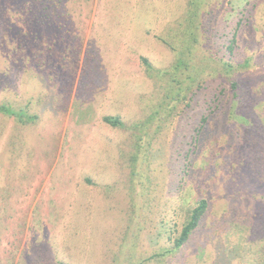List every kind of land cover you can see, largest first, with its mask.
<instances>
[{"label":"rangeland","instance_id":"rangeland-1","mask_svg":"<svg viewBox=\"0 0 264 264\" xmlns=\"http://www.w3.org/2000/svg\"><path fill=\"white\" fill-rule=\"evenodd\" d=\"M57 1L0 0V264H227L264 194V0Z\"/></svg>","mask_w":264,"mask_h":264},{"label":"trees","instance_id":"trees-1","mask_svg":"<svg viewBox=\"0 0 264 264\" xmlns=\"http://www.w3.org/2000/svg\"><path fill=\"white\" fill-rule=\"evenodd\" d=\"M63 1L64 0L62 1L58 0L55 3L52 2L50 8L56 11L54 6H60L59 4L63 3ZM43 11H45L43 17L45 16V20H48L47 12H50V10H48V8L44 6ZM32 13H33V8L31 9L30 15L27 16V18L29 19V17H31V20L34 21V17L32 16ZM232 49H233L232 46H230L231 51ZM142 60L147 68V71L151 72L153 70V66L148 61V59L142 58ZM227 67H228V71L232 72L233 66L228 65ZM228 80L231 82V85L234 88V90H236L238 87L237 82L233 80V77H231ZM234 100L238 101L237 97ZM0 113L16 116L13 109L4 104H0ZM104 121L115 128L123 129L126 127L124 122L119 117L107 116L104 118ZM255 151H256V147L253 150L254 154ZM247 180L248 178L242 179L244 185L247 186L248 191H252V189H256V188L260 189V185H261L260 181H257L255 179H252L251 181H247ZM257 192L258 195L251 198L254 203V206L252 205L251 208L252 212L247 210L246 206L249 207L248 203L240 202V203H234L230 207V210H227L225 213V217L223 218V221L226 222L227 229L225 236L224 235L223 236L226 237V239H229V234L231 232L232 227L236 230L239 228V230L241 229L243 231H248V234H244L242 231L241 235L239 236V242L236 244V246L232 247L227 253H225V250H221L222 253H220L219 249L215 248V251L219 255L220 260L222 259L225 260V263L227 264L228 263L235 264L234 263L235 261H238L239 264H264V234L261 232V229L264 227V203L262 201L264 200V194H262L260 190ZM246 198L248 197H245L244 199ZM207 208H208V203L205 199L197 202V206L190 210L189 216L185 224L183 225V228L179 236L175 238L173 247L169 250L168 249L165 250L164 255L172 254L174 252L181 250V248L190 240L195 230H197V228L199 227L201 220L207 211ZM247 244L250 245L252 244L258 248V250L254 252V254H252L253 260H250V258H248L246 255L243 254L239 255V253H241L242 251L244 252L243 247ZM222 254L224 256H221ZM59 264H66V263L60 262Z\"/></svg>","mask_w":264,"mask_h":264}]
</instances>
